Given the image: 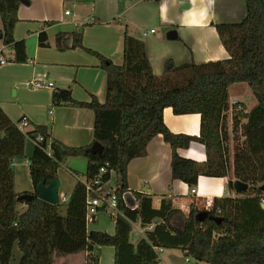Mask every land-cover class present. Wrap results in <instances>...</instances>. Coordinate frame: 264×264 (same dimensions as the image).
I'll list each match as a JSON object with an SVG mask.
<instances>
[{"label": "trees", "instance_id": "trees-1", "mask_svg": "<svg viewBox=\"0 0 264 264\" xmlns=\"http://www.w3.org/2000/svg\"><path fill=\"white\" fill-rule=\"evenodd\" d=\"M243 1L245 16L240 21L212 25L227 59L200 64H175L167 59L159 76L152 73L142 35L131 34L127 26L120 65L83 46L84 25L71 33L70 48L97 58L105 72L104 102L95 97L77 102L69 90L54 89L51 106L92 111V138L101 145V154L90 152L92 144L65 146L51 138L44 126L31 125L23 118L12 121L0 108V264H10L15 244L18 264H53L55 259L79 253H86V264H97L100 248L105 246L115 249L114 264H157L158 248H177L185 258L205 264H264V192L260 190L264 184V0ZM24 2L28 1L0 0V42L10 53L9 62L17 64L28 60L24 41L13 37L17 10ZM118 11L122 12V4ZM46 42L45 33L40 32L39 45L47 46ZM240 83L249 88L256 105L245 112L240 103L241 111L232 110L228 119V89ZM164 108H171L175 115L199 114V136L171 133L162 121ZM21 121L26 122L23 130L18 127ZM34 134L42 140L36 141ZM157 135L171 148V180L191 189L199 176L229 178L232 172L227 188L233 190L238 180L248 185L249 193L213 199L208 210L192 203L186 215L172 210L169 200L153 209L150 197L127 189L126 170L132 159L146 155V145ZM192 142L204 147L205 161L178 156L176 150ZM71 157L86 161L84 180H77L65 204L39 200L38 183L55 179ZM22 161L28 163L33 188L29 203L17 200L23 193H15L13 187V165ZM94 181L115 195L118 214L111 217L113 235L87 232L90 193L86 184ZM98 212L106 211L101 207ZM135 222L144 234L132 244L130 225ZM149 225L152 228L147 230Z\"/></svg>", "mask_w": 264, "mask_h": 264}, {"label": "crops", "instance_id": "crops-1", "mask_svg": "<svg viewBox=\"0 0 264 264\" xmlns=\"http://www.w3.org/2000/svg\"><path fill=\"white\" fill-rule=\"evenodd\" d=\"M27 1V4H22L17 10L18 21L13 29V37L17 41H24L28 60L24 64L8 62L0 66V108L12 121L23 118L31 125L44 126L51 138L68 147L93 143V113L88 109L51 106L53 90H69L75 101L83 103L90 102L92 97L103 103L105 98L106 75L100 68L99 60L80 49L70 48L72 46L70 35L78 27L84 25L81 38L83 46L99 53L115 65H120L123 61L124 26H127L131 34L145 33L141 37L145 54L152 73L159 76L167 59H171L175 64L191 61L200 64L227 59L228 55L212 25L238 22L245 16L243 0ZM66 1L71 2L73 6L75 4L76 8L87 7L86 17L73 15L69 22H64L62 16H71V12L65 15L67 10L63 15L61 13ZM119 4H122V12L118 11ZM193 7L206 8L207 15L196 26L185 25L182 23V17L189 8ZM151 30L153 33L150 32ZM172 31L175 33L174 38H167L168 33ZM40 32L45 33L47 46L39 45ZM58 34L62 36L56 39ZM65 47V50L59 49ZM7 54L10 56L9 51ZM33 79L51 82L53 86L32 89L28 83ZM235 85L228 89L229 101H238L247 112L249 109L238 96H230V91ZM162 121L173 134L199 136V114L175 115L171 108H164ZM176 153L181 158L195 162H203L206 159L204 147L197 142L190 143L185 149L178 148ZM170 160L169 144L163 141L161 135L153 137L146 145V155L134 158L128 163L127 189L150 197L153 209H158L163 200H169L172 210L185 215L192 203L204 207L206 201L242 196L234 189L227 188L228 179L233 180L232 172L229 178L199 176L196 185L191 189L179 180H171ZM66 162L62 168L69 174V171H74L76 176L70 174L72 182L68 186L59 169L58 191L63 189L68 193L69 198L77 180H84L86 161L71 157ZM110 183H113V179ZM30 186L32 188L31 184ZM32 189L23 192L14 189V192L31 194ZM68 198L61 203L65 204ZM130 226L129 242L135 244L138 237L142 236L135 234L140 228L139 222ZM86 229L87 232L99 231L108 235H113L115 232L113 220L107 212H98L92 223L86 224ZM166 249L164 248L160 254V260L164 264L168 262L190 264L192 259L185 257H183L184 261L183 259L180 261L173 259L175 262L167 261L163 255ZM85 258L86 253H79L55 259L53 264H86ZM114 259L113 247L100 248L97 264H114Z\"/></svg>", "mask_w": 264, "mask_h": 264}, {"label": "rangeland", "instance_id": "rangeland-1", "mask_svg": "<svg viewBox=\"0 0 264 264\" xmlns=\"http://www.w3.org/2000/svg\"><path fill=\"white\" fill-rule=\"evenodd\" d=\"M74 3V2H73ZM67 10L68 12H71V16L70 17H64V22H69L72 18L73 15H80L82 17H86V13L88 11V8H79L75 6H73V4H71V2H65L62 9H61V13L63 15V12ZM231 95H236L239 97V99L245 104V106L247 107V109L251 110L255 105H256V100L255 98L252 96L249 88L246 86V84L244 83H240V84H236L235 86H233V88L230 91V96ZM230 118V114H228ZM228 134H229V148L232 149L233 147V143H232V137H233V133L231 132V128H230V120L228 121ZM83 159V158H82ZM66 162V161H65ZM67 164V162H66ZM63 167V166H62ZM62 167H60V173L62 174L63 179L65 180L66 184L69 186L72 182V176L66 171L64 170ZM69 167V166H68ZM30 177H29V173H28V163L26 161H22L20 163H16L13 165V187L15 190L23 192L24 190H28L31 191L30 189ZM33 191V189H32ZM252 192V191H251ZM250 192V193H251ZM59 195H65L66 198H68V193H66L63 189H61L60 191H58ZM246 194H248L249 192L245 191ZM25 206L24 205H20L19 209L22 211L24 210ZM64 206H61V212L63 213L64 211ZM106 221L107 218H104ZM164 257L166 258L167 261L170 262H175V261H180V259H183V254L179 249H166L164 252ZM19 257H20V253L19 250L16 246V244L13 247V251H12V258L10 261V264H18L19 261ZM169 257L171 259H169ZM173 259L175 261H173ZM105 261V260H103ZM166 261V262H167ZM184 261V259H183ZM169 264V262H168ZM190 264H205L204 262H200V261H195V260H190Z\"/></svg>", "mask_w": 264, "mask_h": 264}, {"label": "built area", "instance_id": "built-area-1", "mask_svg": "<svg viewBox=\"0 0 264 264\" xmlns=\"http://www.w3.org/2000/svg\"><path fill=\"white\" fill-rule=\"evenodd\" d=\"M68 14L69 12L65 11V15ZM150 32L153 33V30H151ZM141 35L144 36L145 33H142ZM8 62H9V55L7 54V48L2 42H0V66ZM28 86L31 87L32 89H40L43 87L51 88L53 84L51 82H46L40 79H33L28 83ZM232 110L241 111V104L236 100L230 101L228 112L231 113ZM18 127L20 130H23L26 127V122L21 121ZM41 140H42L41 137L36 136V141H41ZM95 185H97V187H94ZM86 190L90 193V196L86 199V224L92 223L94 217L98 213V209L101 207L105 209V211L110 215V217H115L118 214V211L116 210L115 195L110 191L103 190V188L99 186L98 181H94L93 183L92 182L87 183ZM191 192L193 193L194 190L192 189ZM58 197H59V203L66 201L65 195H59L58 193ZM211 204L212 201H206L204 206L205 209L208 210L211 207ZM151 228L152 225H149L147 227V230H150ZM143 231H144L143 229L138 228L137 233L135 234H139L143 236L144 234ZM162 250L163 249L161 248L156 249L159 259V262L157 264H164L160 260V254Z\"/></svg>", "mask_w": 264, "mask_h": 264}, {"label": "water", "instance_id": "water-1", "mask_svg": "<svg viewBox=\"0 0 264 264\" xmlns=\"http://www.w3.org/2000/svg\"><path fill=\"white\" fill-rule=\"evenodd\" d=\"M23 4H27V2H24ZM173 34H175L173 31L169 32L167 38L173 39L174 38ZM33 137H36V134H34ZM90 152L92 154H101L102 153L101 145L97 142H93L90 147ZM59 185L60 183L57 177L52 181H50L49 183H46L45 180H41L36 186L37 198L50 205H58ZM233 189L237 193H242L248 189V185L241 181L236 180L233 182ZM260 190L264 192V184L260 187ZM32 199H33V195L28 193H23L19 195V197H17V200H23L27 203L31 202ZM261 208L264 209V203L261 204Z\"/></svg>", "mask_w": 264, "mask_h": 264}, {"label": "clouds", "instance_id": "clouds-1", "mask_svg": "<svg viewBox=\"0 0 264 264\" xmlns=\"http://www.w3.org/2000/svg\"><path fill=\"white\" fill-rule=\"evenodd\" d=\"M206 15V8H189L182 17V23L188 26H196L206 17Z\"/></svg>", "mask_w": 264, "mask_h": 264}]
</instances>
